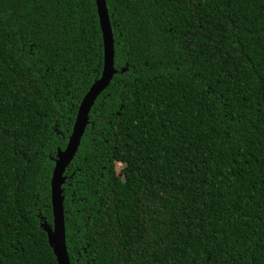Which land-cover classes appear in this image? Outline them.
<instances>
[{
    "label": "trees",
    "instance_id": "1",
    "mask_svg": "<svg viewBox=\"0 0 264 264\" xmlns=\"http://www.w3.org/2000/svg\"><path fill=\"white\" fill-rule=\"evenodd\" d=\"M106 2L117 72L65 172L71 263L264 264V0ZM103 67L96 0H0V264H59L52 174Z\"/></svg>",
    "mask_w": 264,
    "mask_h": 264
},
{
    "label": "water",
    "instance_id": "2",
    "mask_svg": "<svg viewBox=\"0 0 264 264\" xmlns=\"http://www.w3.org/2000/svg\"><path fill=\"white\" fill-rule=\"evenodd\" d=\"M96 2L104 40V67L101 77L92 84L81 101L66 148L58 152L51 180L53 225L47 222L43 223V228L48 234L49 243L54 250L59 264H72L66 239L65 195L63 189V185L67 180L65 172L81 144V140L89 124V114L96 99L110 85L114 74L117 72L114 66L115 49L113 29L107 2L106 0H96Z\"/></svg>",
    "mask_w": 264,
    "mask_h": 264
},
{
    "label": "rangeland",
    "instance_id": "3",
    "mask_svg": "<svg viewBox=\"0 0 264 264\" xmlns=\"http://www.w3.org/2000/svg\"><path fill=\"white\" fill-rule=\"evenodd\" d=\"M122 169H123V165L121 163H118V170L121 172Z\"/></svg>",
    "mask_w": 264,
    "mask_h": 264
}]
</instances>
